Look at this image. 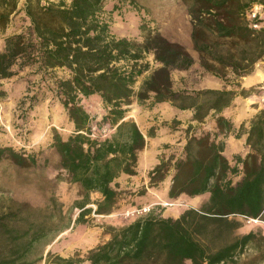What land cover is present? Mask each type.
<instances>
[{"label":"trees","instance_id":"16d2710c","mask_svg":"<svg viewBox=\"0 0 264 264\" xmlns=\"http://www.w3.org/2000/svg\"><path fill=\"white\" fill-rule=\"evenodd\" d=\"M103 1L25 0L23 12L29 23L22 31L4 36L0 78L11 75L15 63L35 65L46 73L57 67L65 70L66 76L56 77L52 83L72 131L63 139L54 130L52 145L59 166L83 190L78 217L89 209L83 207L89 191L101 194L94 211H108L116 195L110 183L120 172H135L137 151L145 140L135 121L125 118L123 105L133 94L137 76L149 68L145 57L151 54L156 66L140 81L135 91L137 104L169 101L179 109H190L191 120L198 123L208 113L213 118L212 130L185 133L183 156L173 160L165 196H192L204 191L208 195L198 207H185L175 217L145 212L121 226H110L109 237L89 248L84 258L47 252L45 264H78L82 260L87 264H217L232 259L252 239L253 231L213 248L196 235L204 234L209 225L237 226L239 221L228 215L264 222V106L252 116L247 128L238 132L245 133L248 150L242 155L233 153L231 164L218 137L232 128L223 109L235 95L251 92V87L239 86L237 77L248 73L256 60H264V23L258 28L247 24L243 11L252 0H184L199 65L224 82L230 73L237 88L174 89L170 70L186 69L194 62L187 49L158 30L146 31L140 40L114 34ZM115 1L112 9L122 0ZM16 3L0 0V28L8 22ZM139 28L145 30L143 24ZM2 93L0 89V96ZM92 93L98 94L105 109L101 119L113 127L103 138L90 136L89 115L79 103L80 96ZM5 154L19 164L33 161L31 156L0 145V157ZM165 168V160L159 158L148 170L150 185L162 179ZM232 175L238 177L232 180ZM18 253L0 255V264H23Z\"/></svg>","mask_w":264,"mask_h":264},{"label":"rangeland","instance_id":"374dc122","mask_svg":"<svg viewBox=\"0 0 264 264\" xmlns=\"http://www.w3.org/2000/svg\"><path fill=\"white\" fill-rule=\"evenodd\" d=\"M24 1L17 0L8 22L0 28V49L4 36L22 31L28 25L23 12ZM114 2L103 1L110 30L114 34L140 40L146 31L158 30L168 39L180 42L191 54L194 62L190 67L170 70L174 89L237 88L230 73L227 74L229 80L224 82L199 65L189 36L190 20L184 0H122L118 2L119 7L112 9ZM263 23L264 18L260 24ZM140 24L145 30H140ZM145 58L149 68L137 76L133 94L123 105L126 107L125 118L135 121L145 140L144 146L137 151L135 172H120L110 183L116 189V195L108 211H94L101 194L89 191L83 205L89 209L78 217L80 203L84 200L83 190L77 182L69 180L67 172L59 166L58 153L52 145L54 130L63 139L72 131V123L52 83L54 78L66 76L65 70L57 67L46 73L35 65L15 63L12 65L13 73L0 78V89L3 90L0 96V145L10 146L33 159L19 164L7 154L0 157V220L5 223L2 225L0 222L1 256L19 252L17 258L23 260V264H45L47 252L84 258L89 248L109 237L107 230L110 226H121L147 213L175 217L183 207H198L205 200L204 196L194 204L190 196L183 193L166 199L165 189L174 170L173 160L183 156L185 133L199 134L201 130H212V115L208 113L198 123L191 120L190 109H179L169 101L137 104L135 91L142 78L156 66L151 54ZM237 83L245 88L251 87V92L246 96L235 95L222 111L232 122L231 130L218 136L224 142L223 154L230 164V155L235 151L233 146L240 143L245 135L238 132L247 128L252 116L264 106V60H256L248 73L237 77ZM79 103L89 115L90 136H109L113 127L101 119L105 109L98 94L80 96ZM187 124L191 126L186 128ZM150 131L152 135H148ZM228 145L232 146L229 150ZM245 147L248 149L244 144ZM244 149H239V152L243 154ZM159 158L165 160L166 168L162 171V179L150 185L148 170ZM237 177L232 175V180ZM148 204L151 207L147 213L124 214L126 209ZM228 218L237 219L239 224L231 229L225 224L209 225L204 234L196 237L213 248L251 230L252 239L236 251L232 259L217 264H264V222L242 215H228ZM29 238H33L30 244L27 242ZM78 264H87V261L82 260Z\"/></svg>","mask_w":264,"mask_h":264},{"label":"built area","instance_id":"2783aa9c","mask_svg":"<svg viewBox=\"0 0 264 264\" xmlns=\"http://www.w3.org/2000/svg\"><path fill=\"white\" fill-rule=\"evenodd\" d=\"M264 10V0H252L244 9L243 16L247 24L253 28H258L261 24L264 15L262 14ZM151 204L144 205L141 207H133L126 209L124 214L138 215L149 211Z\"/></svg>","mask_w":264,"mask_h":264},{"label":"crops","instance_id":"0c3cea01","mask_svg":"<svg viewBox=\"0 0 264 264\" xmlns=\"http://www.w3.org/2000/svg\"><path fill=\"white\" fill-rule=\"evenodd\" d=\"M243 145V146H242ZM231 147L232 146H227V148H228V150L229 149H231ZM234 147V149H235V151L233 152V153H240L239 152V149H244V137L242 138V140H241V142L240 143H238V144H236L235 146H233ZM248 149L245 147V149H244V152H243V154L247 151ZM229 152V151H228ZM241 154V153H240ZM232 155V154H231ZM230 155V156H231ZM242 155V154H241ZM155 162H153L152 164H154ZM207 195H208V192L207 191H204V192H202V193H198V194H195V195H192V196H190L189 198L190 199H192V203H196L198 200H201V199H203L202 197H204L205 196V199L207 198ZM196 197V198H195ZM165 198L166 199H171V198H173V197H167V196H165ZM193 199H196V200H193ZM182 209H184V207L182 208Z\"/></svg>","mask_w":264,"mask_h":264}]
</instances>
